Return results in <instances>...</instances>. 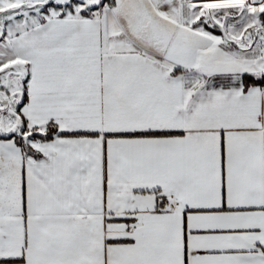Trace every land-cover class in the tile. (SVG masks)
Listing matches in <instances>:
<instances>
[{
    "label": "snow or ice",
    "instance_id": "obj_1",
    "mask_svg": "<svg viewBox=\"0 0 264 264\" xmlns=\"http://www.w3.org/2000/svg\"><path fill=\"white\" fill-rule=\"evenodd\" d=\"M0 264H264V0H0Z\"/></svg>",
    "mask_w": 264,
    "mask_h": 264
}]
</instances>
